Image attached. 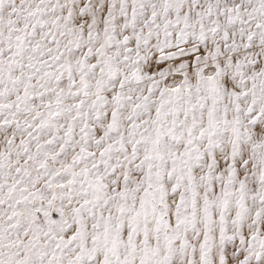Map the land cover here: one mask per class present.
Returning <instances> with one entry per match:
<instances>
[{"label":"snow or ice","instance_id":"snow-or-ice-1","mask_svg":"<svg viewBox=\"0 0 264 264\" xmlns=\"http://www.w3.org/2000/svg\"><path fill=\"white\" fill-rule=\"evenodd\" d=\"M0 264H264V0H0Z\"/></svg>","mask_w":264,"mask_h":264}]
</instances>
